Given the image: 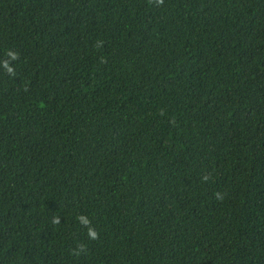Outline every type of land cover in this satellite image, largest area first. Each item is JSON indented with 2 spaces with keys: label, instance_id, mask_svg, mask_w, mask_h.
I'll list each match as a JSON object with an SVG mask.
<instances>
[{
  "label": "trees",
  "instance_id": "16d2710c",
  "mask_svg": "<svg viewBox=\"0 0 264 264\" xmlns=\"http://www.w3.org/2000/svg\"><path fill=\"white\" fill-rule=\"evenodd\" d=\"M0 264H264V0H0Z\"/></svg>",
  "mask_w": 264,
  "mask_h": 264
}]
</instances>
